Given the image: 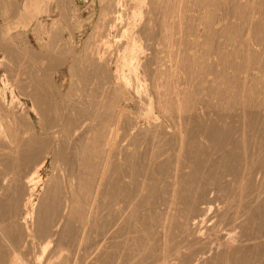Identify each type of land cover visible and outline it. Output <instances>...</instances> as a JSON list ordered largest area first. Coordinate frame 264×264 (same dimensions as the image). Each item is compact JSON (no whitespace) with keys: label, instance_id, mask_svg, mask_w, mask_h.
Segmentation results:
<instances>
[{"label":"bare ground","instance_id":"bare-ground-1","mask_svg":"<svg viewBox=\"0 0 264 264\" xmlns=\"http://www.w3.org/2000/svg\"><path fill=\"white\" fill-rule=\"evenodd\" d=\"M107 1L72 65L88 80L106 74L101 98L96 89L86 97L81 117H51L48 141L13 125L1 133L9 165L41 161L25 172L30 192L48 155L60 164L33 233L28 214L3 210L0 264H264V0ZM15 40L5 47H27ZM107 45L118 56L116 82ZM144 51L155 118L137 130L120 103L132 75L145 86Z\"/></svg>","mask_w":264,"mask_h":264},{"label":"rangeland","instance_id":"rangeland-1","mask_svg":"<svg viewBox=\"0 0 264 264\" xmlns=\"http://www.w3.org/2000/svg\"><path fill=\"white\" fill-rule=\"evenodd\" d=\"M103 3H108V1L101 3L100 0H0V96H2L0 97V131L2 130L0 134L3 131L6 132L7 129L6 135L9 136L10 133L12 134V130H15L22 132H19L20 134L17 132L20 136L36 134L35 136L40 142H45L48 141V136L44 131L46 128L48 129V126H52V124L47 123H56L58 122L56 120L59 119L62 122L70 117L73 118V114L76 118L79 115L81 117L82 113L80 112L84 110L83 101L86 103L88 99L86 97H90L91 94L98 91L97 83H99V79L106 77V74H102L103 77L101 75L98 78V76L88 72L90 76L92 75L91 78L88 76L89 80L93 81L91 82L88 78H83V75L87 76L86 73L84 74V70L83 75L79 72L82 77L77 76V73L76 76L72 74L74 73L72 65L75 61L81 62L84 46L88 43L86 40H91L92 36L97 35L102 16L107 12V7L105 8L107 4L104 6ZM12 5L17 9L19 8V12L13 9ZM14 11L17 13H13ZM10 36L14 37L16 39L14 43L19 45H22V40L25 39L27 47H22V49L17 47L14 52L10 51L5 47ZM245 37L247 38V36ZM16 50H20L23 55H19ZM102 51L104 52V62L106 60L107 63H105L109 64L110 71L108 74L111 72V77L109 75L108 80L112 79L111 81L116 82L117 77L115 75L118 74L119 70L117 71V69L120 68L115 46L107 45ZM151 56L150 51H144L140 54L142 66L138 76L141 78V82L145 81V86L137 85L135 75H132L130 83L124 87L125 93L127 92L126 95H129L126 96V100L121 102L122 104L120 103L121 108L130 109V114L135 115L137 130L148 128L155 118L153 108L146 100L151 97V93H149L150 86L144 63L146 65L151 63L148 61H151ZM82 68L83 66L80 69L82 70ZM116 72L117 74H115ZM124 73L128 74V70L125 69ZM99 92L96 94L97 97L101 98ZM79 107L80 109H77ZM76 109L77 111L74 112ZM199 110L201 115H203L202 113L206 114L205 107L203 109L199 105L198 113ZM43 111L48 112L45 114ZM238 111L241 112V109ZM43 114L46 115L44 118H48L47 120L43 118ZM51 117H54L53 120L55 121H51ZM45 124L48 126L46 127ZM11 126L13 129H10ZM9 129L12 132H9ZM23 131L26 133L24 134ZM30 132L34 133L30 134ZM3 135L0 136L5 137ZM0 148V153L5 150L3 147ZM53 156L51 153L45 158V162L38 173L39 181L34 187L35 189L30 192L23 188L24 175L30 167H37L39 165L37 162H41L40 159L37 158L38 160H34L32 165L29 163L24 168L23 164L20 165L19 163L18 165L13 162L9 165L4 156L0 155V216L3 214L0 218L9 217L13 210L21 215V217L18 214L14 215L16 220H22V217L28 214V229L33 233L37 211L40 209L43 200L46 199L45 196L51 186L50 183L54 182V168L58 163L60 164L59 160L55 157L56 161ZM35 162L36 165H34ZM55 162L58 163L55 165ZM4 214L7 217H4ZM31 238H33V234Z\"/></svg>","mask_w":264,"mask_h":264}]
</instances>
